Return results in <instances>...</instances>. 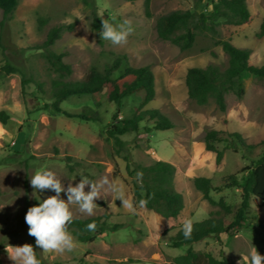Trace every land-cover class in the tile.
Wrapping results in <instances>:
<instances>
[{"label": "rangeland", "instance_id": "374dc122", "mask_svg": "<svg viewBox=\"0 0 264 264\" xmlns=\"http://www.w3.org/2000/svg\"><path fill=\"white\" fill-rule=\"evenodd\" d=\"M245 2L250 13L246 24H220L215 39L199 34L190 48L180 50L157 36L156 19L177 9L209 14V2L150 0L146 8L145 0H95L99 10H106L115 24L125 19L131 21L133 31L127 43L113 45L91 28V5L82 0H18L8 20L11 47L6 57L0 49V64L6 58L19 70L0 77V113L8 116L5 124L0 120V264H13L5 246L30 243L36 247L35 238L28 235L25 214L30 206L55 194L47 190L35 192L30 184V176L42 167L54 171L65 187L70 181L78 183L81 174L93 181L118 178L132 200L135 175L129 173L125 156L144 165L164 160L174 165L173 187L183 196V208L173 218H163L138 205L135 212H130L122 207L119 199L110 208L111 196L104 191L96 200L91 216L72 206L73 219L107 213L110 221L125 225L117 231L98 235L92 242H80L73 236L76 247L70 252L45 253L36 247L48 264H77L79 259L83 260L82 264H111L128 259L167 264L187 249V246L173 248L167 243L185 218L197 222L210 214L223 216L218 206L202 198L193 185V178L205 176L216 183L223 175L237 173L248 161L239 152L224 149L221 160L216 162L215 154L205 150L204 134L211 129L237 131L250 144L264 139V79L244 73L243 95L227 94L226 109L221 111L213 101L198 105L189 98L185 74L190 67L214 65L224 69L227 66L228 56L216 43L218 39L249 49V63L264 65V0ZM78 16L85 18L87 29ZM39 17L46 20L40 29ZM71 23L72 29L64 30L50 47L56 53H63V61L72 68L64 80H79L91 68L104 71L117 55L125 54L127 60L121 62L112 77L118 76L127 65L149 66L154 75L155 95L144 108L163 113L173 123L171 128L147 130L151 120H143L136 132L121 136L123 150L116 152L113 139L105 137L103 128L112 121L115 112L118 118L130 117L140 104L139 95L125 96L119 108L106 98L105 91L97 95H71L61 102L68 111L91 105L101 118L99 122L53 114L42 108L50 100L48 90L56 74L49 69L39 46L51 26ZM22 75L41 81L47 93H40L31 82L22 86ZM217 148L222 149L223 145L218 144ZM210 196L214 200L223 198L233 208L239 202V190L233 187L211 191ZM61 198L66 200V193L62 192ZM247 218L264 224V205L259 200H253ZM219 237L221 243L209 236L190 246L214 256L222 252L235 264H244L243 258L248 259L250 249L256 247L259 251L262 246L261 233L256 227L242 229L232 236L221 233Z\"/></svg>", "mask_w": 264, "mask_h": 264}, {"label": "trees", "instance_id": "16d2710c", "mask_svg": "<svg viewBox=\"0 0 264 264\" xmlns=\"http://www.w3.org/2000/svg\"><path fill=\"white\" fill-rule=\"evenodd\" d=\"M134 1V0H126ZM150 0H145L148 8ZM195 3L203 1L209 2L211 10L209 14L204 12L196 13L185 9L172 10L160 15L156 19L155 29L157 36L180 50L190 48L197 35L207 34L215 39L218 34L220 24L230 26H242L250 19V13L245 0H194ZM84 4L91 5V28L94 31L101 30V17L113 19L106 10H99L95 0H82ZM18 0H0V49L6 57V51L11 47L9 37L8 20L14 11ZM39 29L46 22L42 17L37 19ZM114 23V22H113ZM73 24H58L51 26L45 40L39 46L43 49V54L49 69L56 74L51 80L48 90L49 102L42 105L43 109L53 114H60L67 117H76L86 121L99 122L98 112L91 106L85 105L78 111H68L61 106V102L71 95L91 94L97 95L105 91L106 98L113 102L117 108L120 107L123 98L130 94H137L141 101L137 109L130 117L118 118L115 112L112 121L105 125L103 134L107 139H113L116 152L122 151L124 141L121 136L128 132H136L140 122L151 120V126L147 130H165L173 126L171 120L157 109H145L144 107L153 100L155 95V82L152 70L147 65L131 66L127 65L116 77L112 73L120 66L122 61H126L125 54L117 55L104 71L91 68L81 79L75 81L64 80L72 73L71 66L64 62L63 53H56L50 47L61 36L64 30L72 29ZM264 29V26H263ZM216 43L227 54V66L220 69L217 66L209 65L205 68L190 67L185 74V85L190 99L198 105H204L213 101L216 106L224 111L226 109L225 96L229 93L236 97H241L244 93L242 76L249 73L259 79H264V65L256 66L249 63V49L238 48L229 40L218 39ZM19 70L6 58L0 64V77ZM33 83L37 90L45 94L41 81H34L29 77L21 76V85ZM8 116L0 113V120L6 123ZM222 144L223 148L218 149L217 145ZM205 150L215 154L216 162L223 156L224 149L239 152L241 158L248 161L237 173L227 174L214 183L205 176L193 178V185L198 190L202 198L210 205L218 206L223 212V216L218 213L210 214L203 220L194 222V228L190 238H185L182 227L169 236L168 245L173 248L187 246L184 253L176 255L167 264H235L232 259L226 257L222 252L214 256L209 252L195 251L190 246L202 239L214 236L219 243V234L224 233L232 236L242 229L256 227L261 233L262 246L259 252L264 255V224L261 220L250 222L247 218L248 209L254 199L259 200L260 205H264V139L255 144L247 143L237 131H225L211 129L204 134ZM129 173L135 175L132 183V200L135 205L143 199L146 204L142 207L152 210L163 218L176 217L183 208V196L173 187L175 167L170 162L156 160L144 165L133 162L128 155L125 156ZM69 169H72L71 164ZM142 173V181H138L137 173ZM236 188L239 190V202L235 208L227 204L223 198L214 200L210 192H218L226 188ZM95 223L94 231L86 230V225ZM123 222L110 221L109 215H97L84 219L74 218L68 228L71 234L80 242H92L96 237L104 232L117 231L124 227ZM36 254L41 264H48L41 256L35 245ZM82 259L77 264H82ZM111 264H145L139 260L128 259L126 261L114 262Z\"/></svg>", "mask_w": 264, "mask_h": 264}, {"label": "clouds", "instance_id": "9594fccd", "mask_svg": "<svg viewBox=\"0 0 264 264\" xmlns=\"http://www.w3.org/2000/svg\"><path fill=\"white\" fill-rule=\"evenodd\" d=\"M78 18L87 29L89 26L85 22V18L83 16H78ZM132 31L130 20L125 19L123 22L115 24L109 19L101 17L99 35L102 40L110 41L113 45L127 43V38ZM80 177L78 183L73 184L70 181L65 187L56 173L46 167L35 170L34 174L30 176V184L35 192L43 193L47 190L55 193L41 199L38 204L30 206L24 218L28 225V235L35 238L36 247L42 252H70L76 247V241L68 228L73 219L72 206H76L80 213L91 216L96 209V200L102 197V191L111 196L110 208L114 207L115 201L119 199L122 201L123 208L135 212V204L128 198L126 186L118 178L109 180L105 177L93 181L82 174ZM136 178L138 181H142V173L138 172ZM62 192L66 193V200L61 198ZM138 204L144 206L146 201L141 199ZM95 228L94 222L86 225V230L89 232L94 231ZM193 228L194 222L191 218H185L182 221L185 238H190ZM5 251L13 264H41L35 248L30 243L8 245L5 246ZM243 262L244 264H264V255L256 247H253L249 251L248 259L244 260L243 258Z\"/></svg>", "mask_w": 264, "mask_h": 264}]
</instances>
